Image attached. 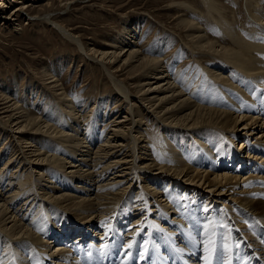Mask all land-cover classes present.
Segmentation results:
<instances>
[{
	"label": "bare ground",
	"instance_id": "obj_1",
	"mask_svg": "<svg viewBox=\"0 0 264 264\" xmlns=\"http://www.w3.org/2000/svg\"><path fill=\"white\" fill-rule=\"evenodd\" d=\"M75 1L59 0L67 10ZM201 1L214 21L226 23L213 0ZM14 2L20 6L5 16ZM28 4L0 0V20L10 18L2 23L11 26ZM247 11L250 31L224 27L232 46L211 40L197 22L178 19L186 47L206 59L200 78L181 68L172 72L162 48L147 56L137 48L134 29L96 51L55 21V13L37 18L99 64L131 109L114 127L108 124L105 137L112 141L93 147L94 135L85 141L78 133L82 115L65 93L58 103L64 129L0 95L4 133L18 141L17 160L0 171V264H144L149 251L154 257L146 264H204L210 239L217 254L223 250L225 264H264V117L246 114L264 115V8L247 0ZM132 63L137 70L126 82L122 71ZM53 80L48 84L60 89ZM149 119L161 129L159 152ZM238 140L246 154L235 150ZM97 158L99 168L107 166L98 180ZM60 182L76 183L83 195L56 191ZM130 215L137 220L130 222ZM96 226L102 228L97 239Z\"/></svg>",
	"mask_w": 264,
	"mask_h": 264
},
{
	"label": "rangeland",
	"instance_id": "obj_2",
	"mask_svg": "<svg viewBox=\"0 0 264 264\" xmlns=\"http://www.w3.org/2000/svg\"><path fill=\"white\" fill-rule=\"evenodd\" d=\"M7 1L10 2V0ZM21 1L25 4L29 3V6L24 13H17L16 22H13L11 26H6L2 21L10 22V18L0 20V95L15 100L14 102L20 104L22 108L28 109L31 116H38L46 123L64 129V120L61 121L58 117L61 105L58 103L62 101L65 93L68 100L76 103L75 107L82 115L80 121L78 119L81 126L76 125V127L79 126L78 133L85 141L94 135L92 137L96 139L91 144L93 147L100 146L108 138L109 141H112L113 136H111L112 138L109 135L108 138L105 137L108 124L111 123L110 126L114 127L115 121H119V117L121 120L124 115L130 114L131 107L123 97L116 95L111 81L99 64L97 65L96 62L82 54L75 42L66 39L57 29L37 18L47 13H55V21L70 29L85 44L84 46L96 51L110 49L109 44L119 38L121 33L128 29H134L136 34L132 35L137 38V48L149 57L154 56V50L162 48L161 55L168 57L167 62L171 63L172 72L181 68L183 74L187 73L193 78L202 76L206 69L204 67L207 66L204 64L206 59L199 60L186 47L187 45L183 41L186 31L178 26V19L197 22L208 32L211 40L224 41L223 45L227 46H232L229 37L224 35V27L228 29V24L230 32L240 28L246 32L251 29L247 0H213V4L222 11L221 16L228 23H225L226 25L214 21L201 0H76L75 5L71 4L69 7L70 10L65 9L64 3H60L59 0ZM47 2L50 7L47 6ZM176 3H183L186 7H177ZM257 4L264 8V0H257ZM16 6H20V4L14 2L10 6L11 8L9 7L4 12L5 16L9 15L12 8ZM217 16L219 15L216 14ZM136 70L135 64L132 63L122 71L121 78L129 82L128 78ZM50 80L55 81L60 89H53L52 85L48 84ZM232 81L236 83L233 78ZM131 91L135 92V88H132ZM60 93L62 94L60 95ZM222 98L227 101L228 110H234V105L226 97ZM241 112H244V109ZM246 114L264 117L257 110L247 111ZM149 120L148 124L153 126L154 134V138L152 137L150 140L158 149L157 141L161 129L156 123L154 124L152 119ZM0 122V156L5 155L0 160L1 171L4 163L12 160V165L17 160L14 157V151L18 148V141L10 133H4L7 128L1 119ZM66 129L71 130L70 128ZM241 141H237L238 145L233 142V146L236 151L246 154L247 152L239 148ZM80 158L81 156L78 157V159ZM96 160L94 159L92 163L96 166H94V170L98 175L96 174L95 178L98 180L103 177L107 166L99 168L101 162L99 158ZM19 163L18 165H21V161ZM75 164H79V162ZM97 167L98 169H96ZM13 175L11 173L9 177H13ZM62 178V182H64V177ZM75 184L73 183L70 188L60 182L55 184L59 187L56 191H69L82 196V193H78ZM167 203L170 205L169 208H172L171 204ZM130 216V222L132 219L137 220V218L134 219L135 216ZM234 224L237 226L238 222H234ZM129 225L126 227L128 228ZM101 229V226L93 227V233H91L95 239L101 234ZM123 235L127 237V233H123ZM75 236L78 237V233H75ZM46 239L54 240L53 238ZM60 243L62 242L58 241L51 246L55 247ZM143 250L141 251V247H139L138 252L144 254ZM164 254H166L165 251Z\"/></svg>",
	"mask_w": 264,
	"mask_h": 264
},
{
	"label": "snow or ice",
	"instance_id": "obj_3",
	"mask_svg": "<svg viewBox=\"0 0 264 264\" xmlns=\"http://www.w3.org/2000/svg\"><path fill=\"white\" fill-rule=\"evenodd\" d=\"M217 151H219V149H217ZM204 210L206 211L207 209H204ZM105 226L108 227L109 230H111L110 225L105 224ZM225 227H226V225H225ZM132 247H133V244H131V243H129L127 245L128 249H131ZM98 251H102V249L98 250ZM205 251L207 252V255L204 257V264H213L214 255H215V258L217 260V264H225L224 259H223V250H221V252L219 254H217L215 242L212 239L209 240L208 247L205 249ZM126 254H128V253H126ZM229 264H230V262H229Z\"/></svg>",
	"mask_w": 264,
	"mask_h": 264
}]
</instances>
